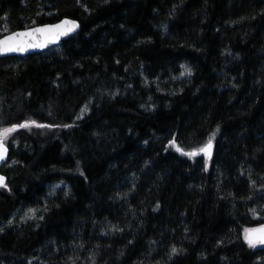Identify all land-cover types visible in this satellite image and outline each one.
I'll list each match as a JSON object with an SVG mask.
<instances>
[{
    "label": "trees",
    "instance_id": "obj_1",
    "mask_svg": "<svg viewBox=\"0 0 264 264\" xmlns=\"http://www.w3.org/2000/svg\"><path fill=\"white\" fill-rule=\"evenodd\" d=\"M0 4V30L81 23L0 58V128L52 125L5 141L0 264H264V0Z\"/></svg>",
    "mask_w": 264,
    "mask_h": 264
},
{
    "label": "snow or ice",
    "instance_id": "obj_2",
    "mask_svg": "<svg viewBox=\"0 0 264 264\" xmlns=\"http://www.w3.org/2000/svg\"><path fill=\"white\" fill-rule=\"evenodd\" d=\"M33 24H35L34 21ZM76 27H78V25H76L75 22L65 19L58 24L37 26L31 30L13 32L0 38V54L9 52H26L29 48L46 47L49 43H55L58 41L61 36L68 35L69 32L74 31ZM186 72L187 74H190V70L186 69ZM31 124H35L37 127L41 128L52 127V125L37 124L35 121H30L25 122L24 124L0 129V161L5 160L7 155L5 141L8 136L15 132L17 128H28ZM172 143L175 144V141ZM212 147V140L209 139L202 147L193 149L192 151H184L179 146H176V151L188 157H195L200 153L210 156ZM0 187L8 188L3 176H0ZM8 190L11 191V189ZM29 212L34 213L35 209H29ZM253 212H255L254 209ZM244 232V239L250 247H255L257 244L264 245V226L260 228H248L245 229ZM177 251L176 248L172 249L173 253H176Z\"/></svg>",
    "mask_w": 264,
    "mask_h": 264
},
{
    "label": "water",
    "instance_id": "obj_3",
    "mask_svg": "<svg viewBox=\"0 0 264 264\" xmlns=\"http://www.w3.org/2000/svg\"><path fill=\"white\" fill-rule=\"evenodd\" d=\"M0 9H1V4H0ZM65 19L75 22V24L78 25V27H76L74 31L69 32L68 35L61 36L59 38V40L56 41L55 43H49L46 47L29 48L28 51H26V52L3 53V54H0V58L9 57V56H23L24 57V56H28L30 54L40 53V52L46 51V50H48V49H50L52 47H55V46H61L65 40L71 38L72 36L78 34L81 31V23L79 22V20L67 16V17H64V18H62V19H60L58 21H55V22H48V23H44V24H37V25H32V26H28V27H24V28H18V29L12 30V31H10L8 33H5V34L0 36V38H3L5 35L11 34V33L16 32V31H27V30H31L32 28L37 27V26L58 24V23H61ZM5 146L7 148V155H6L5 160L0 161V176H3L5 178V183H6L7 175L5 173H3L1 171V169H2V166L9 160L10 147H9V145L6 142H5ZM211 152H212V150H211ZM262 226H264V224L261 225V226L255 227V228H260ZM260 246L264 247V245H260Z\"/></svg>",
    "mask_w": 264,
    "mask_h": 264
},
{
    "label": "rangeland",
    "instance_id": "obj_4",
    "mask_svg": "<svg viewBox=\"0 0 264 264\" xmlns=\"http://www.w3.org/2000/svg\"><path fill=\"white\" fill-rule=\"evenodd\" d=\"M8 32H10L8 26L4 25V27H2V29L0 30V35H3V34L8 33ZM0 129H2V128H0ZM11 135L12 134H10L8 136L7 140L10 139ZM207 158H211V155L210 156L207 155ZM29 209H31V208L27 207V208H23V209L17 211L15 213V215L10 220H8L7 226H10V225L15 224V223L20 224V223L25 222L27 220L36 218V216H37L36 212L30 213Z\"/></svg>",
    "mask_w": 264,
    "mask_h": 264
}]
</instances>
